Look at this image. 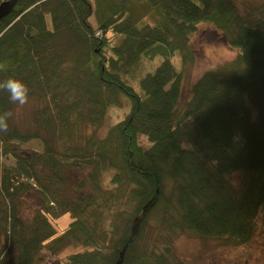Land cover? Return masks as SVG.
Listing matches in <instances>:
<instances>
[{
  "label": "trees",
  "instance_id": "obj_1",
  "mask_svg": "<svg viewBox=\"0 0 264 264\" xmlns=\"http://www.w3.org/2000/svg\"><path fill=\"white\" fill-rule=\"evenodd\" d=\"M202 23L236 57L207 71L181 105ZM158 56L135 88L134 70ZM0 65V81L21 79L38 105L22 127L0 91V113H13L0 156L14 162L0 160V264H37L44 249L71 246L82 249L63 264H184L180 235L252 239L264 209V0H17L0 20ZM122 97L129 113L100 136ZM32 141L42 150L23 153ZM30 190L41 205L27 221Z\"/></svg>",
  "mask_w": 264,
  "mask_h": 264
},
{
  "label": "rangeland",
  "instance_id": "obj_2",
  "mask_svg": "<svg viewBox=\"0 0 264 264\" xmlns=\"http://www.w3.org/2000/svg\"><path fill=\"white\" fill-rule=\"evenodd\" d=\"M241 1V0H239ZM251 2L261 0H247ZM196 53V62L184 75L182 81V94L180 104H184L191 98V89L193 85L209 70L215 69L218 66L229 62L236 57V50L230 47L226 36L223 32L217 30L210 23H202L199 26L198 32L192 40ZM162 57L158 56L153 60L145 59L134 70L132 83L135 88L139 89L141 78L147 73L152 72L162 62ZM172 63L176 70L180 69L181 56L176 53L172 58ZM121 106H112L108 109L107 114L98 127L100 136H104L107 131L117 122L122 120L130 110V102L127 98L122 97ZM38 105L35 101L28 99L27 104L23 107L15 106L14 119L17 124L22 127H28L33 124L34 113ZM254 114L257 111L254 110ZM23 153H28L29 150H42V145L39 141H32L21 145ZM3 163H14L12 160L3 159ZM80 171H73L71 177L73 181L78 180ZM111 173L107 172L104 177V182L109 184ZM231 180L235 184L241 181V174L234 173ZM41 205V198L34 190H30L24 194L22 202L23 219L29 221L36 209ZM71 221L68 213L63 214L55 220L57 235L63 233ZM7 244V237L0 234V249ZM175 253L184 264H264V209L261 211L252 239L242 245L226 246L213 240H203L189 235H180L174 241ZM77 247H69L59 252L58 254L51 253L47 248L41 253L37 264H63V259L69 254L77 251Z\"/></svg>",
  "mask_w": 264,
  "mask_h": 264
},
{
  "label": "clouds",
  "instance_id": "obj_3",
  "mask_svg": "<svg viewBox=\"0 0 264 264\" xmlns=\"http://www.w3.org/2000/svg\"><path fill=\"white\" fill-rule=\"evenodd\" d=\"M4 70V66L0 65V71ZM0 91L8 93L11 103L23 107L28 102L29 89L24 81L18 78H9L0 81ZM13 116L10 111L0 113V132H7L9 128L8 121Z\"/></svg>",
  "mask_w": 264,
  "mask_h": 264
},
{
  "label": "water",
  "instance_id": "obj_4",
  "mask_svg": "<svg viewBox=\"0 0 264 264\" xmlns=\"http://www.w3.org/2000/svg\"><path fill=\"white\" fill-rule=\"evenodd\" d=\"M17 0H8L0 5V20L15 7Z\"/></svg>",
  "mask_w": 264,
  "mask_h": 264
}]
</instances>
